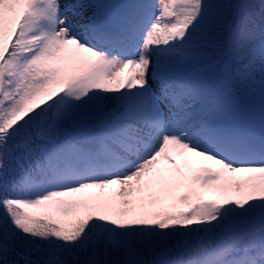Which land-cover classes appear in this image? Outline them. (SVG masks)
<instances>
[{
	"label": "snow or ice",
	"instance_id": "obj_1",
	"mask_svg": "<svg viewBox=\"0 0 264 264\" xmlns=\"http://www.w3.org/2000/svg\"><path fill=\"white\" fill-rule=\"evenodd\" d=\"M0 264H264V0H0Z\"/></svg>",
	"mask_w": 264,
	"mask_h": 264
}]
</instances>
